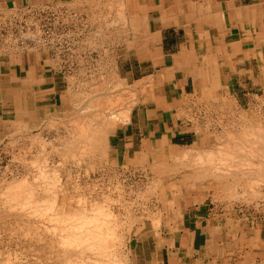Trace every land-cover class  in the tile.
<instances>
[{
    "label": "rangeland",
    "instance_id": "1",
    "mask_svg": "<svg viewBox=\"0 0 264 264\" xmlns=\"http://www.w3.org/2000/svg\"><path fill=\"white\" fill-rule=\"evenodd\" d=\"M127 2L128 0H85L82 2V10L72 8L70 14L75 17L69 20L68 31H62L59 39L55 40L59 46L53 45L52 40L45 39L46 36H40L42 30H45L42 27H50L48 22L41 19L38 25L33 26L34 22L24 17L21 39L25 55L37 58L40 67L55 70L58 80L55 87L44 83L39 87V84L32 83L28 88L30 92L27 98L34 101L43 112L16 120L13 103L9 102L2 108L0 106V121H4L0 123V132L3 133L0 135V264H133L131 250L135 240L159 232L161 226L167 224L168 213L178 206L182 198L195 195L204 199V203L223 218H232L249 227L256 226L264 233V113L260 109L239 107L234 102L228 104L218 97L220 93L211 94L204 88H197L193 92L192 87H189L191 109L178 116L179 126L181 121L188 123L182 130L191 131L189 135L193 138L189 137V142L168 148L162 147L159 137L156 141L151 138L149 146L158 145L159 152L148 151L147 142L141 146L140 143H135L129 149L115 139L121 127L128 123L131 113L141 108L139 105L147 91L154 86L158 73L139 69L144 67L146 59L144 60L145 55L139 54L143 51V47H137L140 40L137 39L139 41L136 40L135 44V32L131 25L132 8ZM153 18L157 19V14ZM151 29L152 32L157 30L155 24ZM143 33L141 31V36ZM10 39L12 38L8 39L9 45H16ZM150 50L154 62L155 43ZM151 73L152 77L145 78ZM206 81L214 83L213 74ZM119 86L128 89L123 91ZM120 95L124 101L117 100ZM111 117L115 122L108 119ZM96 126L107 130L106 149L91 148L92 144L88 141L79 144L82 148L76 145L78 132H84V129L86 132H93ZM97 127L94 132L98 130ZM253 130L263 133H260L262 138L255 132V137L260 136L255 140L251 135ZM247 138L257 141V145L260 144L258 140L261 142L262 139V147L255 151L256 147L252 149L253 145L250 147ZM229 145L237 146L241 155L239 151L233 153L232 150H227ZM66 147H70L69 150L66 151ZM142 148L146 149L144 153L139 150ZM202 150H213L214 154L221 152L216 156L217 159H211H215L217 164H213L214 161L210 163L211 166L213 164L212 169L216 168L217 173L221 172L218 174L220 182L214 179L196 181L193 174L185 175L191 180L187 181L181 174L192 171L193 163H198L185 161H193ZM226 153L230 156L236 154L231 156L234 159H229L230 163L221 160L223 158L229 161V156L223 155H227ZM248 153H256V156L242 159ZM110 154L118 162L108 161ZM174 154H179L178 159L185 155V161L181 158L184 162H170L176 160ZM164 160L168 161L166 164L178 165L173 170L174 176L166 172ZM23 178L26 179V187L24 188V183L22 189L17 188L19 194L17 189L13 190L11 187L13 182L19 183ZM51 191L53 195H50ZM106 212L107 216L104 215ZM83 217L93 220L96 218L97 222L105 219V228H102L104 232L101 230L100 233L107 232L108 238H113L110 241L104 235L109 244L113 241L110 244L113 249L106 247L108 251L103 248V253L106 254L99 256L98 250L97 253L95 251L97 248L90 247V250L87 247L89 241L77 234L81 232L77 224L81 225V220L85 219ZM92 224L98 226L95 222ZM89 225L91 228V224ZM104 229H109L111 236ZM74 231L81 240L77 235L75 238L72 234ZM73 236L76 241H73Z\"/></svg>",
    "mask_w": 264,
    "mask_h": 264
},
{
    "label": "crops",
    "instance_id": "2",
    "mask_svg": "<svg viewBox=\"0 0 264 264\" xmlns=\"http://www.w3.org/2000/svg\"><path fill=\"white\" fill-rule=\"evenodd\" d=\"M84 1L0 0V90L8 83L22 90L24 77L30 71L39 87L43 83L55 87L58 80L55 70L40 67L37 58L25 55L22 46L9 45L6 24L11 17L24 8L71 13L74 7L82 10ZM169 1L163 15L158 10L136 14L133 2H128L133 7L131 20H140L138 23L146 32L134 36L135 44L140 40L137 47H143L138 53L146 59L139 69L158 72L154 86L144 96L146 100L139 105L141 108L131 113L128 123L115 137L129 149L135 143L149 145L151 138L156 141L159 137L168 148L193 138L191 131L182 130L188 126L186 121H181L184 126L178 125V116L191 109L188 88L195 92L209 84L206 78L197 80L189 72L200 71L204 75L208 68L219 70V88L214 92L220 93L218 97L228 104L234 102L264 113V0ZM154 4L156 0H149L150 7H156ZM186 8L191 14L184 13ZM184 18L206 21L208 33L187 36L183 28L175 25ZM154 24L157 30L152 32ZM153 39L157 49L154 62L150 50ZM149 76L152 73L145 78ZM162 76L164 80L159 81ZM9 102L12 103L0 99L1 108ZM214 211L200 196L182 198L168 213L167 224L162 223L157 235L150 233L135 240L137 244L131 250L133 264H264L263 230L223 218Z\"/></svg>",
    "mask_w": 264,
    "mask_h": 264
},
{
    "label": "bare ground",
    "instance_id": "3",
    "mask_svg": "<svg viewBox=\"0 0 264 264\" xmlns=\"http://www.w3.org/2000/svg\"><path fill=\"white\" fill-rule=\"evenodd\" d=\"M95 1V0H94ZM133 2V7H135V10H136V14H139V13H137V12H143V13H145V10H158V11H160V12H162V15H163V11L165 10V11H167V9H168V6H169V4H170V1H168V0H166V2H165V0H156V4H154V5H156V7H150V5H149V0H128V2ZM127 2V3H128ZM148 2V3H147ZM67 4V3H66ZM118 7V6H117ZM123 7V6H122ZM132 7V8H133ZM117 9V8H116ZM181 9V8H180ZM188 8H186L185 10H184V13L186 14V15H189V14H191V11L190 10H187ZM120 13V12H119ZM121 15V14H120ZM133 16V15H132ZM122 17V16H121ZM123 18V17H122ZM117 21V20H116ZM140 20H138V19H136V20H133L132 21V30H134V32L135 33H140L141 32V29L143 30L142 32H144V26L141 28V23L139 24L138 22H139ZM162 21H163V18H162ZM119 23V22H118ZM125 23V22H124ZM159 23V22H158ZM8 25V24H7ZM123 25V24H122ZM175 25H178V26H180L181 28H183L184 30H185V33L187 34V36L188 35H191V36H193V35H198V34H203V35H205L206 33H208V24H207V22L206 21H203V22H200V21H196V20H193L192 18H184L180 23H176ZM125 26V25H124ZM123 28V27H122ZM211 29V28H210ZM125 30V29H124ZM121 31V30H120ZM131 31V30H130ZM130 31H128V32H130ZM126 32V31H125ZM144 33H146V32H144ZM143 35V34H142ZM118 36H119V34H118ZM2 40V39H1ZM126 41V40H125ZM212 42V41H211ZM127 43V42H126ZM145 43V42H144ZM150 43V42H149ZM153 43H156V42H153ZM11 44V43H10ZM187 44V43H186ZM144 45V44H143ZM146 45V44H145ZM151 45V44H150ZM156 45V44H155ZM37 46V45H36ZM197 46V45H196ZM14 47V46H13ZM151 47V46H150ZM190 47V46H189ZM149 48V47H148ZM156 49V48H155ZM144 50H145V48H144ZM157 50V49H156ZM10 54V53H9ZM157 58H158V56H157ZM197 58V57H196ZM150 59V58H149ZM153 59V58H152ZM159 59H160V57H159ZM211 61H213V60H211ZM162 62V61H161ZM213 62H215V61H213ZM175 65V64H174ZM198 65V64H197ZM194 68V67H193ZM218 69V68H217ZM183 71V70H182ZM219 71V70H218ZM218 71H216V69L214 68V70H212V69H206V71H205V73H204V75L200 72V71H193V72H189L190 73V75H192L194 78H196V76H197V80H199V79H201V78H206V80L208 79V77H211L212 76V74H213V76L215 77V82L214 83H210V82H208V81H206V83H208L209 84V86H208V88H205V86H202L204 89H206L207 91H209L211 94L212 93H214L215 92V90H218V88H219V86H218V82L220 81L219 80V72ZM191 76V77H192ZM36 77V76H35ZM152 77V76H151ZM163 77L164 76H162V77H160L159 78V81H161L162 79H163ZM151 80V79H150ZM164 80V79H163ZM38 81H39V79H38ZM143 81H145V80H143ZM142 82V81H141ZM33 83V85L34 84H37V82H35V79L33 78V76H32V71H30L29 73H27L26 75H25V77H24V80H23V87H22V90L21 89H17L16 88V86L15 85H10V83H8V85H6V86H2L1 87V92H0V99H2V100H11L12 101V103H13V111H14V113H15V119L16 120H18V119H20V120H22V119H24V117H29L30 115L32 116H34V114H37V113H39V112H43V109H41L38 105H36L35 104V102L34 101H32L30 98H27V95H28V93L30 92H28V88H30L29 86H31L30 84H32ZM144 83V82H143ZM165 83V82H164ZM160 84V83H159ZM222 84V83H221ZM123 86V85H122ZM162 86V85H161ZM120 88H121V86H119ZM136 87V86H135ZM207 87V86H206ZM143 88V87H142ZM146 88H147V86H146ZM159 88V87H158ZM125 89H128V88H125ZM125 89L123 88H121V90H123V91H125ZM138 89H139V87H138ZM151 89H152V87H151ZM132 90V89H131ZM17 91H18V94H17ZM151 91V90H150ZM161 91V90H160ZM120 93V92H119ZM121 94V93H120ZM125 94H128V93H125ZM100 95V94H99ZM127 96H129V95H127ZM97 97H99L98 95H97ZM118 97H120L119 99H117V100H122V95H120V96H118ZM124 98H126L125 96H124ZM144 98V97H143ZM225 98V97H224ZM227 98V97H226ZM225 98V99H226ZM221 99V98H220ZM105 100V99H104ZM141 100V99H140ZM145 100H146V98H145ZM218 100V99H217ZM222 100V99H221ZM101 101V100H100ZM106 101V100H105ZM108 101V100H107ZM122 101H124V100H122ZM154 101V100H153ZM227 100H225V102H226ZM79 102V101H78ZM81 102V101H80ZM109 102H111V101H109ZM105 103V102H104ZM114 103V102H113ZM113 103H112V105H113ZM123 103V102H122ZM4 104V103H3ZM87 104V103H86ZM94 104H96V103H94ZM108 104H110V103H108ZM116 104H117V101H116ZM81 105V104H80ZM121 106H122V104H120ZM96 106V105H95ZM102 106V105H101ZM107 106V105H106ZM111 106V105H110ZM117 106V105H116ZM120 106V107H121ZM125 105H123V107H124ZM127 106V105H126ZM69 107V106H68ZM113 107V106H112ZM114 108V107H113ZM78 109V108H77ZM90 109V108H89ZM124 109V108H123ZM131 109V108H130ZM99 110H101V109H99ZM107 110V109H106ZM112 110V109H111ZM124 110H126V109H124ZM124 110H123V112L122 113H124ZM81 111V110H80ZM121 111V110H120ZM119 111V112H120ZM82 112V111H81ZM110 112V111H109ZM118 112V113H119ZM125 113H127V111H125ZM82 114H84V113H82ZM119 114H121V113H119ZM26 115V116H25ZM96 115V114H95ZM99 115H101V114H99ZM106 115V114H105ZM118 115V114H117ZM108 116V115H107ZM86 117V116H85ZM92 117V116H91ZM119 118V117H118ZM72 119V118H71ZM77 119V118H76ZM83 119V118H82ZM88 119V118H87ZM95 119H97V117L95 118ZM108 119H113L112 117L111 118H108ZM47 120V119H46ZM72 120H74V119H72ZM79 120V119H78ZM81 120V119H80ZM116 120V119H115ZM119 120H120V118H119ZM118 120V121H119ZM126 120V119H125ZM28 121V120H27ZM76 122H77V120H75ZM90 121V120H89ZM103 121V120H102ZM106 121V120H105ZM112 121H114V120H112ZM71 122V121H70ZM115 122V121H114ZM114 122H112V124L114 123ZM117 122V121H116ZM121 122V121H120ZM74 123V122H73ZM79 123V122H78ZM96 123V122H95ZM124 123V122H123ZM93 124V123H92ZM92 124H90V125H92ZM75 125V124H74ZM73 125V126H74ZM81 125V124H80ZM95 125V124H94ZM106 125V124H105ZM115 125V124H114ZM76 126V125H75ZM78 126V125H77ZM108 126H110V125H108ZM113 126V125H112ZM79 127V126H78ZM87 127H88V125H87ZM97 127V126H96ZM96 127L93 129V132H86L85 131V129H84V132H78L79 133V136H77V137H79L78 139L76 138V141H75V143H76V145H82V144H84L86 141H88V142H90L91 144H92V146H91V148H94V149H103L104 150V148H105V141H106V136L108 135H106V131L107 130H103V129H101V128H98V130L96 131V132H94V130L96 129ZM258 127V126H257ZM76 128V127H75ZM80 128V127H79ZM78 128V129H79ZM83 128V127H82ZM89 128V127H88ZM72 129H73V127H72ZM106 129V128H105ZM19 130V129H18ZM80 130V129H79ZM83 130V129H82ZM246 130H248V129H246ZM252 130V129H251ZM81 131V130H80ZM89 131V130H88ZM31 132V131H30ZM252 132V131H251ZM250 132V133H251ZM256 133H259V135L261 136V134H263V133H261V132H259V131H255ZM255 132H254V130H253V133H251V135L253 134V137H254V139L258 136V135H256V137H255ZM5 133V132H4ZM71 133V132H70ZM243 133V132H242ZM261 133V134H260ZM247 134V133H246ZM26 135V134H25ZM240 135V134H239ZM242 135V134H241ZM248 135V134H247ZM249 136V137H252V136ZM259 136V137H260ZM33 137V136H32ZM70 137V136H69ZM253 137H252V139H253ZM259 137H257V138H259ZM263 137H264V135H263ZM18 138V137H17ZM37 138V137H36ZM72 138V137H71ZM260 138H262V136L260 137ZM75 139V138H74ZM74 139H73V141H74ZM243 139H245V137L243 138ZM248 139V141L250 142L249 144H251L250 145V147L252 146V149L253 148H255V151H258V150H256V149H260L261 147H262V145L260 146V144L262 143L263 144V141H262V139H264V138H262L261 139V142L258 140V142L260 143L259 145H257L256 143H257V141H255V140H251V138H247ZM250 139V140H249ZM69 140V139H68ZM241 140V139H240ZM246 140V139H245ZM72 141V143H74ZM244 141V140H243ZM39 142V141H38ZM88 142H86V143H88ZM74 143V144H75ZM154 143V142H153ZM246 143V142H245ZM69 144V143H68ZM67 144V145H68ZM71 144V143H70ZM163 144V143H162ZM231 144V143H230ZM248 144V143H247ZM248 144V145H249ZM66 145V144H65ZM66 145V146H67ZM73 145V144H72ZM79 145V146H80ZM264 145V144H263ZM84 146V145H83ZM106 146H107V144H106ZM230 147H228V149L227 150H232L231 152H238L239 151V149H237V146L235 147V146H231V145H229ZM81 148H82V146H80ZM108 147V146H107ZM162 147H163V145H162ZM65 148V147H64ZM68 147H66V151L67 150H69V148L67 149ZM247 148H249V147H247ZM76 149H77V147H76ZM79 149V151H80V154L81 155H83V152L81 153V150H80V148H78ZM87 149V148H86ZM106 149V148H105ZM146 149H148V151H150V150H155V151H159L160 152V148L158 147V145L157 146H155V147H153V146H147V148ZM146 149H142V152L144 153L145 151H146ZM72 150H74V146H73V148H72ZM71 150V151H72ZM83 150V149H82ZM93 150V149H92ZM103 150L101 151V153H103ZM246 150V149H245ZM251 150V149H250ZM71 151H70V153H71ZM76 151V150H75ZM74 151V152H75ZM78 151V150H77ZM85 151V150H84ZM88 151V150H87ZM198 150H196V152H197ZM252 151V150H251ZM254 151V150H253ZM260 151V150H259ZM90 153H92L93 154V152H91V151H89ZM98 152V151H97ZM184 152V151H183ZM195 152V151H194ZM193 152V153H194ZM196 152H195V154H196ZM218 153H215L214 154V151L212 150V151H207L206 150V152H205V150L203 151L202 150V152H199V153H197L196 154V156L194 157V159H193V161H189V160H186L185 161V159H186V157H185V155H186V153L184 152L183 154H185L184 155V157H179V159H178V156H179V154H174L173 155V157L176 159H174L175 161H170V162H197L198 164H196L195 163V165H194V163H193V165H192V163H191V168H192V171H189L188 173H181V174H183L184 176L185 175H189V174H193V179L194 180H204V179H208V180H212V179H214V180H218V179H220L221 180V178L219 177V175L218 174H220V173H217L215 170H216V168H215V170L214 169H212L213 168V164L215 163V159H213V161L211 160L213 157H216L218 154H220L219 153V151H217ZM231 152H228V153H231ZM241 151H239V153H240ZM243 152V151H242ZM246 152V151H245ZM261 152V151H260ZM87 153V152H86ZM89 153V154H90ZM94 153H95V151H94ZM105 153V152H104ZM192 153V152H191ZM225 153V152H224ZM232 153V154H233ZM259 153V152H258ZM67 154V153H66ZM69 154V153H68ZM78 154V153H77ZM85 154V153H84ZM88 154V155H89ZM146 154V153H145ZM182 154V153H181ZM190 154V153H189ZM227 154V153H226ZM256 153H252L251 155H250V153H248V155H244V157H242V159L244 158V159H248V158H250L251 156H256L255 155ZM260 154V153H259ZM262 154V153H261ZM72 155V154H71ZM74 155V154H73ZM80 155V156H81ZM86 155V154H85ZM225 157L227 156H229L228 157V160L229 159H231L232 160V158L234 159V157H232L231 158V156H235L236 154H234V155H225V154H223ZM240 155H241V153H240ZM78 156V155H77ZM101 156V155H100ZM103 156V155H102ZM111 156V157H110ZM181 156V155H180ZM187 156V155H186ZM191 156V155H190ZM220 156H222V155H220ZM220 156H218V157H220ZM74 157V156H73ZM82 157V156H81ZM103 157H105V155L103 156ZM223 157V156H222ZM238 157V156H237ZM262 157H263V155H262ZM181 158L184 160V161H181ZM216 159H217V157H216ZM238 159V158H237ZM251 159V158H250ZM259 159V158H258ZM108 161H110V162H118L117 161V159L114 157V155L113 154H110L109 156H108V159H107ZM168 160V159H167ZM167 160H164L163 162L165 163V162H168ZM179 160V161H178ZM192 160V159H191ZM220 160V159H219ZM218 160V161H219ZM221 160L222 161H224L225 163H230V161L231 160H229V161H226V160H223V158H221ZM255 160V159H254ZM154 161V160H153ZM211 162H213V164H212V166H211ZM224 162H222V163H224ZM236 163V162H235ZM242 163H243V161H242ZM245 163V162H244ZM246 163H249V162H246ZM175 163H165V166H164V168H165V170H166V172L168 173V175H175V173H174V171L173 170H175L177 167H178V165H174ZM178 164V163H177ZM215 164H217V163H215ZM220 164V163H219ZM262 164V163H261ZM164 165V164H163ZM190 165V164H189ZM233 165V164H232ZM249 165V164H248ZM251 165V164H250ZM193 166H194V169H193ZM221 166V165H220ZM222 166H224V165H222ZM253 166V165H252ZM259 166H260V164H259ZM214 167H216L215 165H214ZM217 167H218V165H217ZM225 167H227V166H225ZM224 167V168H225ZM243 167V166H242ZM223 168V167H222ZM246 168V167H245ZM218 169V168H217ZM261 169V168H260ZM219 170H222V169H219ZM257 171V170H256ZM259 171V170H258ZM264 171V170H263ZM165 172V173H166ZM254 172V171H253ZM234 173V172H233ZM224 174V173H223ZM229 174V173H228ZM227 174V175H228ZM236 174V173H235ZM241 174V173H240ZM243 174V173H242ZM247 174V173H246ZM253 174V173H252ZM182 175V176H183ZM222 175V174H221ZM225 175V174H224ZM260 175V174H259ZM232 176V175H231ZM25 177V176H24ZM186 177V180L188 179L187 178V176H185ZM185 177L183 178V179H185ZM190 178L192 177V175L191 176H189ZM222 177V176H221ZM225 177V176H224ZM232 177H234V176H232ZM239 177V176H238ZM246 177V176H245ZM181 178V179H182ZM226 178V177H225ZM24 179V178H23ZM192 179V180H193ZM233 179V178H232ZM26 179H24L23 181H21V182H19V183H14L13 182V185H12V189L14 188V189H17V188H21L22 189V187H23V185H24V183L26 182L25 181ZM224 180H226V179H224ZM253 180V179H252ZM25 181V182H24ZM187 181H191V180H187ZM219 181V180H218ZM249 181V180H248ZM220 182V181H219ZM225 182V181H224ZM52 183L53 182H51V185H52ZM225 184H226V182H225ZM54 185V184H53ZM234 186H235V184H233ZM49 186V185H48ZM56 186H57V183H56ZM224 186V185H223ZM26 187V183H25V185H24V188ZM30 187V186H29ZM43 187V186H42ZM50 187V186H49ZM54 187V186H53ZM237 187V186H236ZM256 187V186H255ZM10 188V187H9ZM45 188H48V187H45ZM12 189H10V190H12ZM13 189V190H14ZM30 189V188H29ZM41 189V188H40ZM224 189V188H223ZM9 190V191H10ZM12 190V191H13ZM18 190V189H17ZM26 190V189H25ZM30 190H32V189H30ZM47 190V189H46ZM51 190H52V186H51ZM8 191V192H9ZM24 191V190H23ZM50 191V190H49ZM48 191V192H49ZM53 191V190H52ZM52 191H51V193H52ZM54 191H55V189H54ZM229 191V190H228ZM14 192H16V191H14ZM13 192V194H15ZM32 192V191H31ZM43 192V191H42ZM258 192V191H257ZM17 193H19V190H18V192ZM27 193H28V191H27ZM11 194V193H10ZM20 194V193H19ZM35 194H37V193H35ZM27 194H25V196H26ZM29 195H30V193H29ZM50 195H53V193L52 194H50ZM230 195H231V192H230ZM250 195V194H249ZM12 196V195H11ZM15 196V195H14ZM30 196H32V195H30ZM34 196V195H33ZM55 196V195H54ZM21 197H22V195H21ZM254 197V196H253ZM14 198V197H13ZM12 198V199H13ZM16 198H17V196H16ZM15 198V199H16ZM26 198V197H25ZM28 198V197H27ZM30 198V197H29ZM32 198V197H31ZM35 198V197H34ZM33 199V198H32ZM73 199V198H72ZM20 200V199H19ZM22 200H24V199H22ZM28 199H26V201H27ZM52 200V199H51ZM30 201V200H29ZM12 202V201H11ZM20 202V201H19ZM18 202V203H19ZM25 202V201H24ZM51 202H53V201H51ZM55 203V202H54ZM53 204V203H52ZM94 204H96V203H94ZM19 205V204H18ZM21 205V204H20ZM24 206V205H23ZM93 206V205H92ZM96 206V205H95ZM94 206V207H95ZM90 207V206H89ZM92 208V207H91ZM97 208H100L101 209V207H97ZM96 209V208H95ZM99 209V210H100ZM98 210V209H97ZM98 210V211H99ZM96 211V210H95ZM86 212H87V210H86ZM100 212V211H99ZM105 212V211H104ZM90 213H91V211H90ZM93 213L94 212H92V215H93ZM96 213H98L97 211H96ZM101 213V212H100ZM66 215H68L67 213H66ZM85 215V214H84ZM99 215V214H98ZM97 215V216H98ZM104 215H106L107 216V212H106V214H104ZM102 216V215H101ZM106 216H105V218H106ZM65 217V216H64ZM93 217H95V216H93ZM109 217H110V215L108 216V219H109ZM54 218V217H53ZM68 219H69V216L67 217ZM83 218H85L84 220L82 219L81 221H82V223H81V225L80 226H78V224H77V228H78V230H79V232L80 233H77V234H81V236H83L82 238L84 239L85 238V240H87V241H89L88 242V248L90 249V247L92 248V247H95V248H97L95 251H96V253H97V250H98V252L99 253H97V255H101L103 252H105L104 251V249L103 248H106V247H108V248H112L113 249V246L112 245H110L112 242H110V244H109V241L107 242V238H108V236L106 235L107 234V232H105L106 234H103V233H100L101 232V230H102V228H105V227H103V225L105 226V219L103 220L102 219V221H96V218H95V220H93V218L92 219H87V218H89V217H83ZM103 218V217H102ZM112 218V217H111ZM59 219V218H58ZM98 219V218H97ZM115 219V218H114ZM61 220V219H60ZM63 220H65V218H63ZM99 220V219H98ZM110 221V220H109ZM80 222V221H79ZM96 223V224H98V226L96 227V226H93L94 224H92V223ZM100 222V223H99ZM107 222V221H106ZM77 223V222H76ZM72 224V223H71ZM74 224V226H76V224L75 223H73ZM80 224V223H79ZM89 224H91V228H90V225ZM107 224H108V222H107ZM89 225V226H88ZM109 225V224H108ZM107 225V226H108ZM73 227V226H72ZM94 227V228H93ZM97 228V230H96V228ZM74 228V227H73ZM77 228H75L76 230H77ZM60 229V228H59ZM74 229V230H75ZM100 229V230H99ZM71 230V229H70ZM105 231H108V235L110 234V230L109 229H104ZM72 231V230H71ZM70 232V231H69ZM76 231H74L72 234L73 235H75L74 233H75ZM102 232H104L103 230H102ZM112 233V232H111ZM70 234V233H69ZM72 234H70L71 236H72ZM76 234V235H77ZM69 235V236H70ZM76 235H75V238H76ZM104 235H105V237H107V238H105L104 237ZM79 235H77V237H78ZM110 236H111V234H110ZM109 236V237H110ZM114 235H112V237H113ZM112 237H110V238H112ZM118 237V236H117ZM71 238V237H70ZM79 239H80V236L78 237ZM73 241H76V239L74 240V236H73ZM71 239V240H72ZM78 239V240H79ZM113 239V238H112ZM112 239H109L108 238V240H112ZM117 239V238H116ZM77 240V241H78ZM81 240V239H80ZM85 240H83L84 242H85ZM118 241V240H117ZM63 242H65V241H63ZM119 242V241H118ZM118 242H116V243H118ZM87 243V242H86ZM85 243V244H86ZM115 243V244H116ZM66 244V243H65ZM68 244V243H67ZM71 244H72V242H71ZM80 244V243H79ZM84 244V243H83ZM108 244L110 245V246H108ZM114 244V243H113ZM117 245H119V244H117ZM71 246V245H70ZM80 246H81V244H80ZM84 246V245H83ZM64 247V246H63ZM69 247V246H68ZM78 247V246H77ZM86 247V246H85ZM71 249V248H70ZM69 249V250H70ZM107 249V248H106ZM116 249V248H115ZM85 250V249H84ZM91 250V249H90ZM108 250V249H107ZM87 251H88V249H87ZM109 251V250H108ZM115 251H117V250H115ZM92 252H93V249H92ZM112 253H113V251H111ZM103 254H106V253H103ZM115 254V253H114ZM113 254V255H114ZM93 255V254H92ZM97 255H95V256H97ZM116 255H118V254H116ZM94 256V255H93ZM98 257V256H97ZM109 257H111V256H109ZM104 258V257H103ZM113 258V257H112ZM117 259V258H116ZM102 260V259H101ZM118 260V259H117ZM100 263V262H99ZM112 263V262H111Z\"/></svg>",
    "mask_w": 264,
    "mask_h": 264
},
{
    "label": "built area",
    "instance_id": "4",
    "mask_svg": "<svg viewBox=\"0 0 264 264\" xmlns=\"http://www.w3.org/2000/svg\"><path fill=\"white\" fill-rule=\"evenodd\" d=\"M24 17H27L28 19L32 20L34 24L33 26L38 25L40 23L41 19L48 22L49 26L48 28L42 27L45 30H42V33L40 36L45 37L47 40H52L53 45L59 46L60 44H56L55 40L59 39V36L61 35L62 31H68L67 28H69L70 23L69 20L73 19L75 16L71 15L67 12H56L50 8H44V9H31V8H24L20 12L14 14L11 17V20L8 21L7 25V33H8V39L11 37L10 42H15L19 46L23 47V41H22V34H23V21ZM67 21L66 23H64ZM24 48V47H23Z\"/></svg>",
    "mask_w": 264,
    "mask_h": 264
}]
</instances>
